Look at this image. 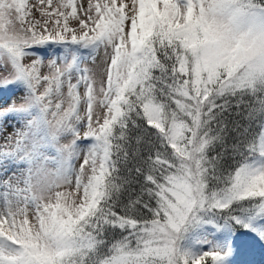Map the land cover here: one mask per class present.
Listing matches in <instances>:
<instances>
[{
	"label": "snow or ice",
	"instance_id": "obj_1",
	"mask_svg": "<svg viewBox=\"0 0 264 264\" xmlns=\"http://www.w3.org/2000/svg\"><path fill=\"white\" fill-rule=\"evenodd\" d=\"M264 0H0V264H257Z\"/></svg>",
	"mask_w": 264,
	"mask_h": 264
}]
</instances>
